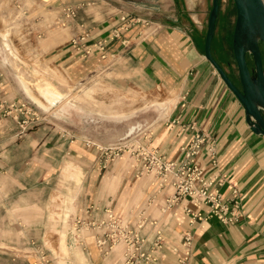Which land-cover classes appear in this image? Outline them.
I'll list each match as a JSON object with an SVG mask.
<instances>
[{"label":"crops","instance_id":"crops-1","mask_svg":"<svg viewBox=\"0 0 264 264\" xmlns=\"http://www.w3.org/2000/svg\"><path fill=\"white\" fill-rule=\"evenodd\" d=\"M159 1L167 3L165 11L171 14L163 23L155 24V32L136 25L122 31L119 38L109 40L111 32L121 24L119 19L115 16L103 18L101 10L98 14L92 11L88 15L83 23L88 32L85 43L92 46L97 41L107 40L105 59H101L98 53L83 58L72 49L70 38L81 32L77 23L68 27L61 40L47 39L41 57L64 70L73 82L81 81L101 68H111L109 74L132 85L140 93L156 89L170 93L174 100L156 103L166 112L170 111L166 119L148 134L139 133L136 139L144 147L156 150L166 161L177 163L182 158L180 148L187 144L193 133L203 134L205 143L196 157L203 180L212 181L209 189L221 194L223 202H229V210L236 213L238 221L223 224L210 214L209 206L196 208L187 200L166 210L165 196H170L173 191L169 186L156 193L155 186L153 188L149 184L151 179L145 178L142 180L146 184L141 189L139 183L130 192V186L123 185L125 177L131 179L133 168L120 173V166L115 164L111 169L103 170L98 163L104 157L98 150L90 149L88 144L73 141L69 144L59 137L56 160L60 161V167L67 160L78 163L82 166L80 170L84 177L82 193L75 195L73 200L74 204L77 200L81 201L78 207L80 214H70L69 224L72 226L78 215L86 221L104 220L108 210L125 223L135 224L145 217L154 220L163 234L164 242L157 252L159 261L156 264H176L173 249L178 247L185 233L191 236L188 264H264V138L249 130L242 107L204 60L206 31L202 32L199 22L194 19L198 16L191 13L193 1ZM112 61L118 66H109ZM43 81L36 83L34 88L44 83L53 86L51 82ZM123 83L120 82V86ZM14 99L13 90L4 82L0 89V102L11 103ZM115 118L123 120L127 116ZM191 124L193 130L188 128ZM138 127L130 126L124 136ZM208 144L213 146L214 165L207 156L205 147ZM5 153L6 149L0 152V164L6 158L3 156ZM2 173L11 175L12 168L5 171L0 166ZM21 185L17 182L16 186ZM229 187L239 193L237 208L230 203L232 195ZM123 206L125 208L121 211ZM184 206L199 214L201 220L191 224L190 217L182 212ZM92 234L90 232L91 239L86 242L91 264H122L120 248L107 258L100 257ZM144 234L150 238L148 228L144 229ZM70 238L76 240L72 229ZM58 247L60 251L59 241ZM65 249L66 253V246ZM51 264H55L54 261Z\"/></svg>","mask_w":264,"mask_h":264},{"label":"rangeland","instance_id":"rangeland-1","mask_svg":"<svg viewBox=\"0 0 264 264\" xmlns=\"http://www.w3.org/2000/svg\"><path fill=\"white\" fill-rule=\"evenodd\" d=\"M192 1L191 13L198 16L193 17L205 32L211 0ZM180 5L183 7V2ZM65 6L79 9L75 22L61 27L58 20ZM166 8L167 3L159 0H0V74L15 94V99L0 109V152H7L0 166L5 171L12 168L11 175L0 174V264H39L40 255H45V264H91L86 245L90 232L82 231L83 241L70 238L74 227L69 224V216L80 214L81 201L74 204L73 200L84 186L82 166L67 160L60 167L56 160L59 137L69 144H88L90 149L105 153L98 163L103 170L115 164L120 166V173L133 168L131 179L125 177L123 185L130 186V192L136 185L141 184V189L145 178L151 179L153 188L156 186L157 180L142 173L130 150L135 136L148 134L166 119L170 111L156 103L174 100L172 95L161 89L140 93L109 74L111 68H101L73 82L60 67L44 61L41 54L47 39L61 40L71 24L84 23L92 11L98 14L101 10L103 18L126 16L157 28L169 19L171 13ZM234 21L232 1L220 0L211 52L231 80L237 79L231 51ZM247 60L252 69L250 58ZM19 79L28 82L32 90L39 81H49L64 97L49 111H42L25 97ZM120 88L130 90L120 92ZM121 116L127 118H115ZM130 126L139 127L124 137ZM60 235L65 237L66 253V249L59 251ZM117 248L121 254L122 245Z\"/></svg>","mask_w":264,"mask_h":264},{"label":"built area","instance_id":"built-area-1","mask_svg":"<svg viewBox=\"0 0 264 264\" xmlns=\"http://www.w3.org/2000/svg\"><path fill=\"white\" fill-rule=\"evenodd\" d=\"M78 7L65 6L61 10V18L58 24L65 27L77 19ZM120 26L114 29L109 40L119 38L122 31L133 28L136 24L143 25L150 32H155L156 28L146 21L121 16L119 18ZM81 32L70 38L72 49L87 58L94 53H98L101 59H105V46L107 40L95 42L92 46L86 45L88 32L83 23L78 24ZM153 28V29H151ZM4 81L0 74V89L3 87ZM4 102H0V109L4 107ZM193 124L188 128L193 130ZM136 138V137H134ZM131 154L135 163L142 170V173L152 175L156 180V193H159L165 186H169L173 191L169 196H165L166 210L173 209L182 202L187 200L196 208L202 205L209 206L210 214L216 217L223 224H233L238 221L235 212L229 210V202H223L222 195L212 189H209L212 181L203 180L202 169L196 162V157L200 153L205 143V136L197 131L193 133L185 146L180 148L182 158L177 163L166 161L164 157L157 154L156 150L148 149L139 143L136 139ZM207 156L210 158L212 165L215 164L212 144L206 147ZM102 155L105 153L101 152ZM220 182V181H219ZM218 182V184H219ZM232 198L230 203L233 208L238 207L239 193L235 188L229 187ZM182 212L190 217V223L195 220H201L199 214L193 213L188 207L184 206ZM73 231L75 239L83 241L81 238L82 231L93 232V243L97 253L102 258H107L120 244L122 245L121 262L122 264H156L159 260L157 252L163 246V234L160 228L156 227L154 220L141 218L135 224L122 222L119 217L115 216L112 211H106V218L100 221H86L81 216H77L73 222ZM150 230V238L148 234H144V229ZM84 246V243H80ZM191 236L185 233L178 247L173 251L176 254V264H188L190 259ZM45 255H40V263L45 264L47 260Z\"/></svg>","mask_w":264,"mask_h":264},{"label":"water","instance_id":"water-1","mask_svg":"<svg viewBox=\"0 0 264 264\" xmlns=\"http://www.w3.org/2000/svg\"><path fill=\"white\" fill-rule=\"evenodd\" d=\"M231 1L235 11L231 51L239 87L211 53L220 0H211L203 43V58L242 107L244 121L249 130L254 135L264 138V1ZM247 57L252 63L251 70Z\"/></svg>","mask_w":264,"mask_h":264},{"label":"bare ground","instance_id":"bare-ground-1","mask_svg":"<svg viewBox=\"0 0 264 264\" xmlns=\"http://www.w3.org/2000/svg\"><path fill=\"white\" fill-rule=\"evenodd\" d=\"M3 37H4V35H3ZM6 45L7 44H5V46ZM18 82H19L20 88L22 89V91L24 92V94L26 95V97L35 106H37L42 111H46V112L49 111V108L52 105H54L58 101H61V99L64 97L56 88H54L49 83H44L42 85H39L38 84V85H36V87L34 88V90H32L30 88L29 83H27L23 79H19ZM135 130H133L131 133L126 134L124 137H127V136L131 135ZM64 238H65L64 235H60L59 236V240H58L59 241V246L62 249H65V239Z\"/></svg>","mask_w":264,"mask_h":264},{"label":"flooded vegetation","instance_id":"flooded-vegetation-1","mask_svg":"<svg viewBox=\"0 0 264 264\" xmlns=\"http://www.w3.org/2000/svg\"><path fill=\"white\" fill-rule=\"evenodd\" d=\"M232 7H233V4H232ZM233 9H234V7H233ZM260 50H261V53H262V49H261V45H260ZM250 69V68H249ZM251 70V69H250ZM230 78H231V76H230ZM232 81L234 82V84H236V86H238L239 87V85H238V82H237V79L236 78H233L232 77Z\"/></svg>","mask_w":264,"mask_h":264},{"label":"trees","instance_id":"trees-1","mask_svg":"<svg viewBox=\"0 0 264 264\" xmlns=\"http://www.w3.org/2000/svg\"><path fill=\"white\" fill-rule=\"evenodd\" d=\"M211 47H212V44H211ZM212 53V52H211ZM213 57L215 58V60L221 65V63L218 61V59L213 55ZM222 66V65H221ZM229 76V78H230V74L228 75ZM231 79V78H230Z\"/></svg>","mask_w":264,"mask_h":264}]
</instances>
